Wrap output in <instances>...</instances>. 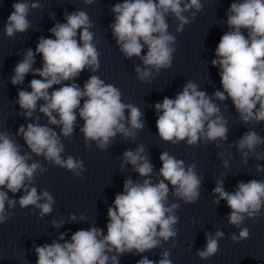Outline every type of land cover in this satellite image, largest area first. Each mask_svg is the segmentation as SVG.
<instances>
[{"label":"clouds","instance_id":"clouds-1","mask_svg":"<svg viewBox=\"0 0 264 264\" xmlns=\"http://www.w3.org/2000/svg\"><path fill=\"white\" fill-rule=\"evenodd\" d=\"M83 2L91 5L94 0ZM12 8L4 25V33L10 38L31 27L27 17L31 10L40 9L42 5L18 0ZM202 8L201 0H123L111 8L115 19L110 28L120 53L128 59L138 57L145 66L135 68L138 80L148 81L153 70L158 74L172 66L176 37L168 31L169 15L177 22L179 33L190 23L184 13L191 12L194 20ZM64 20L66 22H57L49 30L54 38L42 36L35 51L32 48L26 50L10 78L15 86L23 84L30 72L41 77L30 81L31 91L18 90L16 103L25 118H32L38 101H44L38 110L47 117V124L41 125L36 116L26 127L19 126L15 136L22 137L29 150L23 154L21 145L8 132H0V225L12 216L9 210L17 204L21 209L29 206L39 209L41 218L53 211L54 197L47 190L38 193L37 187L33 186L36 176L47 171L39 161L29 163L33 154L83 178L86 171L83 160L71 155L64 158L65 147L61 142V137L70 139L73 136L77 110L84 121L79 130L85 145L95 142L102 151L113 143L118 133L125 139L135 140L137 132L145 128L141 110L131 103H123L122 93L114 85L105 83L97 75H91L83 88L74 82L86 69L93 73L99 70L100 53L94 44V33L90 31L93 24L86 12H65ZM227 26L229 30L220 37L215 48L216 58L211 61L213 67L220 69L223 91L216 90L210 97L205 91L198 90L196 83L188 81L175 99L165 96L162 102L156 103L154 107L159 113L156 128L162 141L173 145L185 142L188 146L227 141L228 121L214 99L221 102L231 99L243 124L264 122V0L231 3ZM145 46L147 53L142 55ZM37 55L42 57L43 65L34 69ZM68 81L72 82L65 83ZM54 85L60 87L49 92ZM48 125L59 127V134ZM220 143H216V147ZM234 144L245 163L250 154L257 160L264 158V153L256 152L264 145V138L254 130L245 132ZM159 160L162 166L154 180L153 164L145 154L144 146L125 151L121 167L131 164L143 179L124 181L123 192L116 194L113 205L107 209V234L93 226L75 231L70 241L61 234L59 241L63 243L54 240L51 244L33 245L36 264H119V257L124 254L140 255L162 247V242L175 239L178 235L175 226L179 223L175 213L180 204H168L169 184L174 197L185 204H195L200 198L202 178L197 175L194 163L186 166L182 159L167 151L161 152ZM223 163L227 168L228 162ZM257 171H264V167L257 165ZM215 184L213 203L218 205L221 200L226 201L231 209L228 223L239 229V234L233 233L231 240L248 239L250 231L241 225L246 218L261 216L264 180L238 182L233 192L225 190L223 179H217ZM21 191L23 195L18 201L8 195ZM69 219L76 221L77 216L71 214ZM63 223V220L52 221L57 228ZM205 235L206 246L196 252L201 260L213 257L219 251L220 239L224 238V232L219 229ZM160 256L158 262L144 256L137 264H172L169 251H163Z\"/></svg>","mask_w":264,"mask_h":264}]
</instances>
